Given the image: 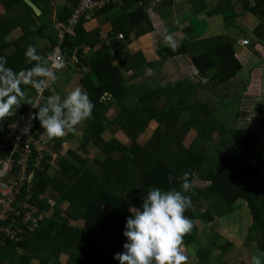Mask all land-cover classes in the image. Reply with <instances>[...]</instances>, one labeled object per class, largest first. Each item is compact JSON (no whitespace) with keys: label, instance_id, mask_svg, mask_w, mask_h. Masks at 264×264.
Returning a JSON list of instances; mask_svg holds the SVG:
<instances>
[{"label":"trees","instance_id":"16d2710c","mask_svg":"<svg viewBox=\"0 0 264 264\" xmlns=\"http://www.w3.org/2000/svg\"><path fill=\"white\" fill-rule=\"evenodd\" d=\"M138 1L121 0V5L117 6L110 0L108 6L96 11L99 14L116 7L120 11L110 20L109 39L116 37V34L141 35L140 22L144 19V13L140 9L125 12V9ZM73 2L75 5L77 0ZM18 4H23L30 15L23 14L0 25V57L6 60V67L15 72H19L17 62L25 58L22 50L23 47L25 49L27 32L25 24L22 26L23 17L30 21L40 17L35 16L23 0H0V8L6 12ZM242 6L245 11L264 17V0H253V4L249 0H242ZM196 9L200 12V8ZM69 15L70 10L64 7L58 20L63 22ZM86 22L82 19L74 32L65 35L60 45L63 52H71L84 45L93 48L100 43L99 29H85L83 25ZM17 28L24 29L23 35L7 39L6 36ZM190 31V27H187L180 33ZM233 43L226 36H214L160 50L162 57L190 55L195 75L192 83L179 79L175 83H166L165 88L159 87L156 82L139 87L123 83L120 74L122 68L132 70L133 73L134 70L142 73L145 71L146 63L139 59L140 54H134L114 66L115 55L103 46L104 57L98 59L92 55L82 60L91 69L98 85L92 86L88 77L82 80L89 86L86 92L95 105L93 115L97 122L83 127L80 143L97 148L105 155V159L101 165L96 160H81L75 151L71 148L66 150L56 139L53 150L59 168L48 180L50 167L47 162H41L40 169H35L33 162H29L27 172H32V179L20 188L13 211L7 216L13 226L19 229V234L12 238L0 233V264H29L33 260H38V264H60L61 255L71 258V264H120L114 256L124 252L123 245L128 242L123 233L127 217L131 215L130 207H140L149 188L179 190L180 177L184 172L189 173L193 185L192 191L186 193L191 195L193 207L185 215L195 222L199 219L195 206L199 203L202 205L203 199H207L210 207L204 209L201 222L209 223L234 212L235 201L240 200L246 204L251 217L245 244L255 242L258 249L264 252V145L263 148H256L259 140L264 141V94L259 92L261 98L252 107V123L244 120L239 126L237 117L242 106L240 101L219 105L205 117L198 114L199 104L194 107L187 104L193 90L204 89L211 79L217 80L220 85L235 77L240 64L234 56ZM75 52L82 51L78 49ZM210 69L214 71L212 78L207 74ZM21 88L24 91L28 87L22 85ZM33 90L36 91L35 88ZM104 93L116 104L118 113L113 122L121 130V136L128 138V146L115 138L105 140L101 136L104 131L100 122L104 116L101 114L109 107V103H103L105 98L101 101ZM49 95L51 93L48 89H44L43 97ZM26 101V97L21 100V106L14 116L0 121L1 127L19 115L28 116L38 112V109L26 105ZM177 106L188 111V115L178 111ZM151 120L155 121L156 128L140 144L137 140L145 135ZM196 125L200 129L194 132L193 127ZM32 129L44 131L38 119L33 120ZM190 131L194 132L193 140L186 145L184 140ZM215 135L223 137L225 142H221L217 150L218 161L212 162L210 143ZM63 152L66 156H62ZM115 152L121 157L114 158L112 155ZM123 157L128 158L129 165L121 160ZM13 158L17 159L16 156ZM96 163L103 169H99V174L92 168H98L94 165ZM170 174L174 177L171 183L168 180ZM46 190L53 192L57 203H65L66 207L55 208L49 217L38 218V213L34 214L36 226L32 229L29 222L20 219L30 208L22 210L16 205L36 204L40 211L48 212V202L40 198ZM16 210L19 213L15 214ZM63 216L69 221L83 224L74 226L63 221ZM8 220L0 224L6 227ZM195 239L196 234L191 230L184 237V246L194 244ZM217 239L218 235L215 234L207 247L199 246L195 249L199 264H211L208 255ZM213 264L224 263L218 258Z\"/></svg>","mask_w":264,"mask_h":264},{"label":"crops","instance_id":"0c3cea01","mask_svg":"<svg viewBox=\"0 0 264 264\" xmlns=\"http://www.w3.org/2000/svg\"><path fill=\"white\" fill-rule=\"evenodd\" d=\"M30 1L38 9L40 17L35 19L32 18V21L23 17L22 26L25 24L27 39L25 41V49L23 47L22 51L25 52L29 45H34L37 53L47 59L49 54L52 53V46L56 39L51 27L52 20L54 17L58 19V15L64 7L70 10L75 0ZM249 2L253 4V0H249ZM196 7L200 8V12L197 11ZM137 9H140L145 15L144 19L140 22L142 33L139 37L134 34L126 36L116 34V37L109 39L108 35L111 31L110 20L115 17L116 14L120 13L118 7L99 13L95 15L92 20L87 21L83 27L87 30L98 28L100 43L93 48L84 45L76 47L74 51L71 52L68 50L64 51V68L61 72L56 73L58 79L47 88L51 95L59 94L63 98L67 91L76 86H82L86 91L89 86L82 81L84 77L89 78L92 86H97L98 81L96 77L82 60H86L92 55L101 59L105 55L103 46L106 47L111 54L115 55L113 62L114 66L134 54H140L141 57L139 59L144 60V63H146L143 73L138 70H134L133 73L132 70L122 68L120 74L126 86L133 85L139 87L149 82H156L159 87L165 88L166 83H175L179 79H184L192 83L195 81V79H193L195 75H193L194 68H192L190 55H179L174 57H162V55H160V50L169 47L165 43V37L172 35L177 45L200 38L226 36L234 42L232 46L233 53L236 61L240 64V70L237 71L234 78L220 85L217 84V80L213 81V79H211L212 81L206 84L205 90L198 88L194 89L192 98L190 99L188 96L190 99L188 102L193 103L194 106L199 104L198 111L204 105L209 109L210 113L212 109L219 105L240 101L242 106L237 117L238 122L247 120L249 123H252L249 120L252 115V107L259 98V92L264 94V17L245 11L242 6V0H139L136 4L130 5L125 9V12H133ZM23 14H29L27 8L23 4H18L7 12L1 8L0 25L6 24L14 19V17ZM35 16L38 15L35 14ZM187 27L191 29L189 33H180ZM23 33L24 29L17 28L14 32H10L6 38L15 39L23 35ZM243 40L247 41V45L240 44V41ZM78 49L82 52L76 53L75 50ZM161 54L165 55L163 51H161ZM34 63V61H29L25 56L22 61L17 62L19 72L24 71V69L25 71L30 69ZM16 72L19 73L18 71ZM213 72L214 71L210 69L207 73L210 78H212ZM26 87H28L24 88V97H26L27 100L26 105L33 108L28 102L32 101L34 103L36 100V93L33 88H31V85ZM247 90H249V92L246 93ZM201 91H206L205 95L202 96ZM102 100H104L103 103H109V107L107 108L109 109V114H106L103 118L106 119L107 122L110 120L112 122L111 124L116 129L115 133L121 135V130H119L113 122L118 113L116 104L110 99L109 95L106 96V93L101 97V101ZM177 110L179 111V108H177ZM92 116L94 117L93 114ZM92 116L83 121L80 126L83 127V125L89 124L92 120ZM101 123L103 125L105 122ZM155 128L156 123L151 120L148 123L146 134L141 136V138L147 135L149 136ZM105 131L104 128L103 132ZM81 132H84V128L83 131L81 128L76 129V133L80 135H77L75 148L70 145V141L65 142V137H63L62 141L64 143L63 147H65L66 150L71 148L81 160H84L83 157L87 150L98 151V149L90 145L84 146L81 144ZM74 136L76 137V135ZM122 137L127 139L125 136ZM188 137L189 136H187V138ZM65 154L64 152V155ZM235 202L240 204L242 201L236 200ZM247 214L248 219L246 220V224H251V217L248 210ZM225 217L221 218L227 221L229 218L228 216ZM210 223L213 224L208 226L216 229L220 236H227L228 231L226 230L225 232L222 228L227 222H214L213 220L207 224ZM204 225L205 223L201 222L198 226L196 230L198 234L195 239L196 244H199V239L201 237L205 238V242L202 244L200 243V247L202 248L207 247L212 239V232L207 230V228L205 230L202 229ZM205 244L206 246H204ZM248 246L249 247L244 248L246 249V255L243 254L239 262L227 263V261L222 260L223 263L251 264V257L262 251L258 249L255 242H251ZM224 248H229V244L226 243ZM235 248H237V246ZM239 250L234 253H237ZM217 259L218 258H216L213 253V249H211L208 255L209 262L213 264ZM36 261L37 260H33L30 264H36ZM187 264H199V260L195 255H188Z\"/></svg>","mask_w":264,"mask_h":264},{"label":"clouds","instance_id":"9594fccd","mask_svg":"<svg viewBox=\"0 0 264 264\" xmlns=\"http://www.w3.org/2000/svg\"><path fill=\"white\" fill-rule=\"evenodd\" d=\"M121 3L120 0V4L116 5L119 6ZM75 5L70 8V14ZM95 15H97L96 11L93 17L86 21L92 20ZM67 18L60 22L54 17L51 23L52 29L54 20L65 23ZM54 35L56 38L55 32ZM165 43L170 47H176V41L172 35L165 37ZM56 44L52 46V53L47 59L37 53L34 45H29L25 56L35 63L30 69L19 73L6 67V60L0 57V121L14 116L16 110L20 108L21 100L25 96L21 85H31L39 93L58 79L56 70L62 67L58 71L61 72L65 64L63 51H61L63 65L58 62L53 53ZM28 104L38 109V112L30 114L28 125L23 129L24 134L30 133L31 122L38 119L44 129L40 134L41 139H55L54 145L56 139L64 144L62 138L69 133H74L77 126L89 119L95 107L82 86L73 87L63 98L59 94L47 97L37 96L35 103L29 101ZM173 179L174 177L170 174L169 183ZM180 180L179 190L149 188L142 205L130 207L131 215L127 217L126 230L123 233L128 242L123 245L125 251L116 253L114 256L120 264H187L188 256L185 254L184 237L191 232L194 222L185 215V212L193 207L192 197L186 193L192 191L193 185L189 180L188 172H184ZM251 264H264V252L253 255Z\"/></svg>","mask_w":264,"mask_h":264},{"label":"rangeland","instance_id":"374dc122","mask_svg":"<svg viewBox=\"0 0 264 264\" xmlns=\"http://www.w3.org/2000/svg\"><path fill=\"white\" fill-rule=\"evenodd\" d=\"M0 12H1V8H0ZM205 93H206V91H201L202 96L205 95ZM260 98L261 97H259V99ZM187 104L190 107H194V104L191 103V102H188ZM177 108H179V111L182 112V114L188 115V111L183 110L184 109L183 107L177 106ZM248 113H249V111H248ZM106 114H109V109H105V111H102L101 115L103 117V116H106ZM198 114L200 116H202V117H205L206 115L209 114V109L206 108V106L203 105V107L200 108V110L198 111ZM91 119L92 120L89 122V124H85V125H83V127H89L93 122H95V123L97 122V120H95L93 116H92ZM249 120L251 122L253 121V113H252V116L250 117ZM108 121L109 122H107V120L104 119V118L101 119V122H105L102 125V127L105 128V130H106L105 132H103L101 134L102 138L105 139V140H109L111 137H114V138H116V140H118V141L122 142L123 144H125L126 146H128V144H129L128 139L123 138L118 133H115L116 129L111 124L112 122L110 120H108ZM239 124L242 125V122H237L238 126H239ZM83 127H81L82 131H83ZM199 129H200V126H198V125L193 127L194 132L199 131ZM0 130L3 131V129L1 128V125H0ZM194 132L190 131L188 133V135H187L189 137L187 138V136H186V138L184 140V143L187 142V143H185L186 145H188V142L191 139L193 140L192 136L194 135ZM79 133H80V131H79ZM79 133L77 134L76 131L74 132V134L73 133H69L68 135L65 136V142H69L70 141V143H71L70 145L74 147L75 144H76L75 141L77 140V135H80ZM81 133L83 134L84 132H81ZM145 134H146V132H145ZM74 135H76V137ZM227 135H229V134H227ZM186 139H187V141H186ZM145 140L146 139H143V138L139 137L137 142H139L140 144H143L145 142ZM224 140L225 139L223 137L219 138L216 135L213 136V139H212V141L210 143L211 146H212V149H211V151L209 153L212 162L218 161L219 156L217 154V150H218V148H220L221 142H225ZM257 144H258L256 146L257 149L263 148L264 141L263 140H261V141L259 140ZM52 153H53V150H52L51 154ZM62 156H66V154L64 155V152H63ZM112 156L114 158H116V159L121 157V155L119 153H116V152ZM83 158L84 159H88V160H92V161L96 160L97 163H99L101 165V163L105 159V155L101 154V152H99V150L98 151H96V150H87L86 154L84 155ZM48 159H49V157L45 156V154H43V156L40 159V161L42 163L43 162H47L49 164L50 169L48 171V177L46 176L47 180L49 179L50 175L55 170H58V168H59L57 166V161L54 158H51L49 160ZM121 160H123L124 163L129 165L128 158L123 157ZM27 162L28 163L29 162H33V167H36L38 165V163H39V156H38L37 159L36 158L35 159L33 158L31 160L29 159ZM97 163L94 164V165L97 166L98 168H95V167H92V168H94V170L99 174L101 172V171L99 172V169H101V170H103V169ZM31 175H32V172H31ZM27 181H30V178ZM29 188H30V185L28 184V189ZM55 196L56 195L53 192H48V190H46L45 194H41L40 195V198L42 200H46L48 202V205L50 206V210L48 212L40 211V209L36 206V204L32 205L33 207L30 204H28V205L26 204L25 205V204H22V203L16 205V207H20L22 210L26 209V208H30V211H28L27 213H24V216H22V218H20V219L23 222H25V223L29 222L30 228L33 229L36 226V221H33V215L34 214L38 213V218H44V217H49L51 215L52 211L55 208H57V207L65 208L66 204L65 203H57L58 201H56V199L54 198ZM26 198L28 199V195H26ZM194 199H195V197H194ZM207 201H208L207 199H203V204L202 205L199 203V205L195 206L196 212H198V218L200 219V220L199 219L195 220L194 227L192 229V233L196 234V236L198 234V231L196 232V230H197L198 226L201 224V219L203 220V218H204L203 217V211H204L205 208L210 207V203H208ZM211 203L213 204V202H211ZM246 208L247 207H246V204L244 202H240V204L237 202L236 203V210L234 211V213L232 212L231 214L228 215L229 219H227V221H224L225 219H223V218H220V219L219 218H215L214 219V222H216V221H218V222H227V223H225L222 226V228H223V230L225 232H226V230L228 231L227 236H224V235L220 236L219 232L217 233L216 229H214L213 227L208 226V225H211L213 223L207 224V223L204 222L205 225H204V227L202 229L205 230L207 228V230L211 231L212 232V234H211L212 238H213V236L215 234L219 235L218 239L214 242V245L212 247L213 253H214L216 258H221L222 260L227 261V263L228 262L234 263L236 261L239 262L240 259L242 258L243 254L246 255V251H245L246 249H244V248L249 247L248 245H250L249 243L247 245L245 244V238L247 236L248 227L250 226V223L246 224V220L248 219V214H247ZM16 213H19V212L16 210L15 214ZM6 220H8V218L3 219L2 221L5 222ZM65 220L69 224H72L74 226H76V225L81 226L83 224L82 222L76 223L75 221H69V220L66 219L65 216H63V221H65ZM10 230H13L16 233V237H17V234H19V229L15 228L13 226V223H12L11 220H8L7 226L6 227H2L1 233H9ZM204 242H205V238L201 237L199 239V244H196V242H194V244L184 247L185 248V254L187 256L188 255L194 256L195 255V249L200 246V243L202 244ZM226 243L229 244V248H224ZM204 246H206V244ZM236 246H237V248H235ZM237 250H239V251L237 253H234ZM19 254H20V250L18 251V255ZM244 258H246V257H244ZM59 259H60V264H71V258H69L67 256H62L61 255ZM36 264H38V260L36 261Z\"/></svg>","mask_w":264,"mask_h":264},{"label":"built area","instance_id":"2783aa9c","mask_svg":"<svg viewBox=\"0 0 264 264\" xmlns=\"http://www.w3.org/2000/svg\"><path fill=\"white\" fill-rule=\"evenodd\" d=\"M111 1L115 4H120V0ZM109 2L110 0H78L77 4L71 9V14L65 23L53 21V29L57 39L53 53H55L59 63L63 65L60 45L65 35L73 32L82 19L89 20L93 17L95 11L107 6ZM240 44L247 45V41H240ZM61 69L62 67L56 72ZM43 91L38 93L36 90V98L37 96H43ZM29 116H19L17 119L4 123L2 126L3 131L1 130L0 136V222H3L2 220L7 218L9 213L13 211L14 202L20 193V188L25 182H29L27 181L29 178L32 179L31 173L28 174L27 172V161L33 158L37 159L39 156V163L34 168L40 169V159L43 154L54 158V153L51 154V152L55 139H41L40 134L42 132L32 129L33 121L31 122L30 133L24 134L23 129L28 125ZM14 156L17 159H14ZM2 227L4 226L0 224V233ZM3 234L12 238L16 237V233L13 230Z\"/></svg>","mask_w":264,"mask_h":264},{"label":"water","instance_id":"95a60500","mask_svg":"<svg viewBox=\"0 0 264 264\" xmlns=\"http://www.w3.org/2000/svg\"><path fill=\"white\" fill-rule=\"evenodd\" d=\"M25 4H27L36 15H39L38 9L35 7V5L30 0H23Z\"/></svg>","mask_w":264,"mask_h":264}]
</instances>
